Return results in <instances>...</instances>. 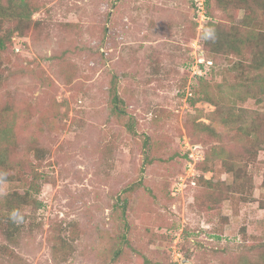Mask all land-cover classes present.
Segmentation results:
<instances>
[{
	"label": "rangeland",
	"instance_id": "374dc122",
	"mask_svg": "<svg viewBox=\"0 0 264 264\" xmlns=\"http://www.w3.org/2000/svg\"><path fill=\"white\" fill-rule=\"evenodd\" d=\"M34 1L35 27L0 50V126L13 129L0 200L31 182L41 204L10 237L0 224V264L257 259L264 142L248 158L245 133L264 117V88L200 38L228 15L213 0L212 17L195 0ZM230 161L252 186L236 189Z\"/></svg>",
	"mask_w": 264,
	"mask_h": 264
},
{
	"label": "trees",
	"instance_id": "16d2710c",
	"mask_svg": "<svg viewBox=\"0 0 264 264\" xmlns=\"http://www.w3.org/2000/svg\"><path fill=\"white\" fill-rule=\"evenodd\" d=\"M213 2L218 9L228 15L231 23L213 19L207 21L200 35L205 50L208 55L214 58L220 55H236L239 58L240 67L254 71L256 73L254 81L264 88V0H213ZM37 8L38 5L34 0H0V32H4L3 35H0V50L4 47L5 40L10 39L14 32L25 35L33 25L35 27L32 16ZM240 10H243L244 14L241 20L234 23L231 12ZM207 14L212 17L209 3L205 2V15ZM10 21H14L15 24L3 30V24ZM113 99L117 104L119 96L116 84L113 89ZM10 124L11 122L5 127L0 126V179L10 176L8 173V165H10L8 143L13 130ZM201 125L210 128V124L201 123ZM245 134L250 137L249 145L245 149V156L251 159L256 158L258 150L261 149L264 142V117L254 118ZM222 154L223 152H216L217 156H222ZM243 158L245 159V157ZM225 167L226 171L233 175L236 189L244 191L247 184L252 186L251 177L247 175L246 165L243 161L240 164L230 161L225 164ZM205 169L207 170V168ZM200 179L209 187L213 186L212 182L204 179L203 176ZM33 189V185L29 182L24 193L14 191L0 200V224L4 223L3 233L6 237L12 236L15 231L20 229V223L11 218L13 212H16L17 219L22 217L24 220L27 218L23 212L24 208L30 206L36 210L40 206L41 202L35 196ZM37 189L35 187V191ZM224 194V191H216L214 200L221 199ZM261 206L264 208V203ZM246 264H264V251L257 259L248 260Z\"/></svg>",
	"mask_w": 264,
	"mask_h": 264
},
{
	"label": "built area",
	"instance_id": "2783aa9c",
	"mask_svg": "<svg viewBox=\"0 0 264 264\" xmlns=\"http://www.w3.org/2000/svg\"><path fill=\"white\" fill-rule=\"evenodd\" d=\"M197 3V7L201 13V16L205 17V2L206 0H195Z\"/></svg>",
	"mask_w": 264,
	"mask_h": 264
},
{
	"label": "clouds",
	"instance_id": "9594fccd",
	"mask_svg": "<svg viewBox=\"0 0 264 264\" xmlns=\"http://www.w3.org/2000/svg\"><path fill=\"white\" fill-rule=\"evenodd\" d=\"M11 218H12L15 222H17V223L22 222V217H20L19 219H17V214H16V212H13V213H12Z\"/></svg>",
	"mask_w": 264,
	"mask_h": 264
}]
</instances>
